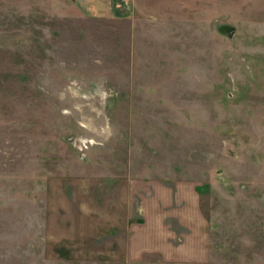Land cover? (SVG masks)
I'll return each instance as SVG.
<instances>
[{"label": "rangeland", "instance_id": "1", "mask_svg": "<svg viewBox=\"0 0 264 264\" xmlns=\"http://www.w3.org/2000/svg\"><path fill=\"white\" fill-rule=\"evenodd\" d=\"M57 2L0 0V264H264V0Z\"/></svg>", "mask_w": 264, "mask_h": 264}, {"label": "crops", "instance_id": "2", "mask_svg": "<svg viewBox=\"0 0 264 264\" xmlns=\"http://www.w3.org/2000/svg\"><path fill=\"white\" fill-rule=\"evenodd\" d=\"M148 1L149 0H129L130 5L126 4V0H58L57 3L60 6V10L65 13H78L79 15L90 13L92 15L102 14L107 17L129 18L150 12L156 13L146 8ZM158 15L162 16L161 14ZM163 17L168 19L170 15L168 13V15H164ZM198 255V260H195L196 258H191V254L187 256L189 261H192L193 264H198V262L201 261L199 259L201 258V254ZM137 264L147 263L139 262Z\"/></svg>", "mask_w": 264, "mask_h": 264}, {"label": "built area", "instance_id": "3", "mask_svg": "<svg viewBox=\"0 0 264 264\" xmlns=\"http://www.w3.org/2000/svg\"><path fill=\"white\" fill-rule=\"evenodd\" d=\"M126 4L130 5L129 0H126ZM81 148L87 149L89 147V145H91V140H86V139H82L81 141Z\"/></svg>", "mask_w": 264, "mask_h": 264}]
</instances>
